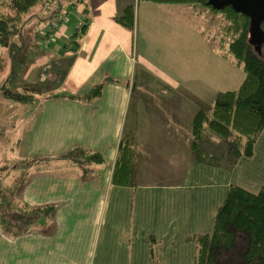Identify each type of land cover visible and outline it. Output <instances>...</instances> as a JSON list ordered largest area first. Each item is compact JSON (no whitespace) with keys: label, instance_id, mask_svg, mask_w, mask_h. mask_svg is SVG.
Instances as JSON below:
<instances>
[{"label":"crops","instance_id":"1","mask_svg":"<svg viewBox=\"0 0 264 264\" xmlns=\"http://www.w3.org/2000/svg\"><path fill=\"white\" fill-rule=\"evenodd\" d=\"M124 3L88 0L82 6L86 14L81 11L80 15L87 24L77 50H72L71 39L65 43V24L48 46V42H38L47 28L30 35L31 60L23 81L41 87L38 95L42 97L38 100L34 94V101L28 104L0 103V117L18 115L15 121L23 133L16 156L25 164L14 169L20 177L7 183V191L13 194L9 202L23 209L52 210L22 234L0 232V264H149L151 238L156 241L155 254L161 264H192L196 249L188 238L211 233L228 187L238 186L254 194L264 187V131L252 158L238 160L230 170L196 162L189 151L194 113L210 109L216 91L225 89L211 81L227 70L220 52H209L211 43L205 38L197 42L194 35L189 36V26L185 34L191 39L184 43L171 38L168 28L171 64L176 65L174 79L144 69L148 80L156 79L154 85L162 82L168 86H155L162 100L175 99L177 115L165 118L160 108L156 112L145 95L133 88L139 72L133 31L114 21ZM156 6L164 15L179 16L180 22L185 23V18L187 25L194 16V7L189 5ZM61 41L62 48L55 50L53 46ZM201 51L207 58L200 59ZM195 60L206 67L205 72H196L199 65ZM101 83L102 95L92 102L60 98L63 92L83 96ZM125 133L132 136L135 151L136 178L129 187L111 183L119 140ZM72 148L99 153L103 159L99 171L82 178L78 169L56 171L54 163L34 164ZM210 148L216 149V143ZM157 173L159 181L143 178Z\"/></svg>","mask_w":264,"mask_h":264},{"label":"trees","instance_id":"2","mask_svg":"<svg viewBox=\"0 0 264 264\" xmlns=\"http://www.w3.org/2000/svg\"><path fill=\"white\" fill-rule=\"evenodd\" d=\"M46 1L49 0H0V49L8 48L10 50L14 37L21 38L22 52L28 47L32 37L30 39V35H26L27 40L25 41L21 36L22 18L39 2ZM84 1L67 0L66 2L68 7L76 8L77 4L83 5ZM136 1L153 4L193 5L212 15L223 16L225 24L219 33L221 35L217 49L225 50L221 57L230 60L233 66L243 73V78L237 89L219 92L210 109L196 110L192 117V142L189 151L196 162L223 167L227 170L232 169L242 158H252L254 145L264 131V48L257 52L249 43V18L236 13L230 7L215 10L208 5L207 0ZM55 2L56 4L51 8L48 23L44 26L47 31L41 35L40 40L38 39L40 45L54 38L57 35L56 30L61 28L65 20L66 10L62 0ZM133 7V0H125L122 9L114 17V21L128 30H133ZM82 14H86L85 10H82ZM86 24L87 20L85 19L71 37L69 44L72 50L79 48ZM53 26H57V28ZM37 29L32 35H38L40 28ZM261 30L264 33V21L261 23ZM19 48L20 46L17 50ZM29 59L31 60V56ZM29 61L26 60L27 63L23 61L25 69ZM4 64L5 59L0 55V74ZM14 74L15 72L8 79V86L6 84L0 86V92L5 93L0 97L16 104L32 103L34 94L41 92L42 88L27 84L23 79L17 82L16 79L19 78V75ZM103 87L104 83L96 85L80 97L68 92L61 93V96L50 93V96L81 99L89 103L101 97ZM213 135L218 138L221 146L219 149L210 148L212 151H209L205 145L212 144H210L209 137ZM132 140V136L126 133L120 137L118 154L111 176L113 185L129 187L135 184V151ZM51 163L55 164L53 169L56 171L71 167L78 169L82 178H90L95 171H99L97 169L103 164V159L99 153L72 148L64 155L36 160L34 164L40 167L50 166ZM51 210V208H21V211L18 210L20 213H16L18 215L7 213V217L1 218L2 222H6L4 231L8 234H22L34 225L40 216H47ZM188 242L196 249L192 264H264V187L254 194L238 186H229L225 200L215 213L211 233L191 236L188 238ZM155 247L156 241L151 238L149 264H161L155 254Z\"/></svg>","mask_w":264,"mask_h":264},{"label":"rangeland","instance_id":"3","mask_svg":"<svg viewBox=\"0 0 264 264\" xmlns=\"http://www.w3.org/2000/svg\"><path fill=\"white\" fill-rule=\"evenodd\" d=\"M53 1L49 0L44 3L39 2L36 6L31 8V10L27 14L24 15L20 26L22 29L21 36L25 39V41L27 40L26 35L28 36L31 35L35 31V29L42 28L48 23L49 16H51L50 15L51 8L53 7L54 4H56L55 2L56 0ZM66 1L67 0H62L63 2L62 4L65 6V10H66L64 13L65 20L63 21V25L65 24L64 27L68 28V31L66 33L65 43H67L68 40L71 39V37L73 36L75 25L83 20V19L80 20L81 11L84 8V7L82 8V6L85 3H87L88 0H85L83 5L77 4L76 8L68 7ZM133 2H134V7H133L134 26L132 30L133 31L132 45H133V53L137 59L138 68H139L138 77L134 83L133 88L136 87L137 89H139V91H141L145 95V101H149V103H151L150 106H152L151 108L154 109L156 112L158 111L157 108H160V112L165 118L168 119H170L171 117L174 118L177 115V110L175 108L176 105L174 103L175 99H173L172 97H166L165 100H162L159 97L160 95L158 93L159 91L156 90L155 88L156 85L162 89H165L168 86H166V84H162V82L154 85L155 83L153 81L156 79L148 80V76L145 71L147 70L151 72L152 75H156L159 77H161L160 75H162L167 78H171L172 77L171 75L175 72L176 65L171 64L172 48L170 47L171 39L167 35L168 28L170 29L171 38L174 37V40L177 43H184L186 41H189L191 39L189 36L192 35L195 36L197 42L199 41V39H202L201 37H203L207 41H210L212 45L211 46L209 44L210 46L209 52L211 50L212 52L218 51L223 56V51L225 50L217 49L221 35L219 33L221 31L222 26L225 24L223 20V16L212 15L210 13H207L206 10L200 7L189 5L191 7H194L192 9L193 10L192 15L194 16L190 21L191 23H189L190 25H187L185 18L183 19L181 18L183 21H185V23H183L180 22L179 16L170 17L169 15H164L161 12V10H159V8L156 11L155 10L156 8L154 7H157L156 6L157 4L137 2L136 0H133ZM147 7H149V10L151 12L150 14L148 13L149 10L147 9ZM185 29H188L189 36L185 34ZM198 30H200V32ZM12 43L13 44L10 50H8V48L0 49V55L5 59V64L0 74V86L2 84H6L8 86L7 81L9 78H11V76H13L12 75L13 72L19 75V78L16 79L17 82L20 79L22 80L26 71V69L23 67L24 66L23 61L25 62L26 60L29 61V58L31 56V53L28 52L29 46L26 47L25 50L22 52L21 46L23 42L21 41V38L14 37ZM63 44L64 43H62L61 41L56 45H54L53 47L55 48V50H58L62 48ZM18 46H20L19 50H17ZM252 47H254L253 49L256 50L254 45H252ZM263 48H264V42L259 44L256 51L260 52ZM182 51L183 49H179V52ZM199 53H200L199 55L200 59L207 58L206 54H203L202 51ZM208 57L210 58L209 54ZM201 61L203 62V60ZM225 61L227 65V70H225L226 72L221 71L219 74L220 78L214 79L212 77L211 79L212 83H217L220 88H223L225 86L226 90L225 89L218 90L216 91V94L219 92L232 91L237 89L243 78V73L240 70H238L236 67H234L230 60L226 58ZM195 62L198 61L195 60ZM198 65L199 66H197L198 69L196 70V72L199 69L201 73L206 71V67L204 65H201L200 61L198 62ZM226 77L228 79L227 82L224 81ZM170 89L171 88L169 87L168 91ZM1 94L4 96L5 93L0 92V95ZM36 96L38 100H40L42 97V95H38V94ZM213 101L214 100H212L211 103L212 105H213ZM1 102L6 105H15V103L11 101H7L3 97H0V103ZM11 115H12L11 113L10 114L8 113V115L6 116L4 115L2 116V118L0 117V191L2 192L0 193V197H2V199L0 198L1 199L0 217L3 219L7 217L6 216L7 213H13L15 215H18L16 214V213H20L18 212V210L21 211V208L19 206L8 202L9 198L13 196V194L10 193L12 192V190L10 192L7 191V183L11 185L13 179L16 178L15 179L16 181L17 179H19L20 177L19 171L18 170L16 171L14 169L16 168L21 169V167L23 166L22 164H25L22 161H18L16 156L18 153L17 142L20 141L19 136L23 134L22 129L18 130L17 128L18 123H16L15 118L18 115H14V117L16 116L15 118H11L10 117ZM213 136L209 137L211 139L210 144L216 143V149H219L217 146L219 143L218 138ZM209 146L210 145L207 144L205 145V148L209 151H212ZM159 176H160L159 173H157L148 177H143V176L142 177L144 178V180L147 181H159L160 180ZM147 181H145V183H147ZM4 193H8V194H4ZM5 223L6 222H2V220H0V232L3 234H5L3 230H6ZM34 229H38V228H34ZM49 229L50 228L45 229L42 233L47 232Z\"/></svg>","mask_w":264,"mask_h":264},{"label":"water","instance_id":"4","mask_svg":"<svg viewBox=\"0 0 264 264\" xmlns=\"http://www.w3.org/2000/svg\"><path fill=\"white\" fill-rule=\"evenodd\" d=\"M209 6L215 10L230 7L236 13L249 18V43L256 50L264 42V33L261 23L264 21V0H207Z\"/></svg>","mask_w":264,"mask_h":264},{"label":"built area","instance_id":"5","mask_svg":"<svg viewBox=\"0 0 264 264\" xmlns=\"http://www.w3.org/2000/svg\"><path fill=\"white\" fill-rule=\"evenodd\" d=\"M54 28H57V26H53ZM59 29L56 30V33H58Z\"/></svg>","mask_w":264,"mask_h":264}]
</instances>
